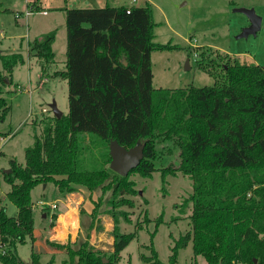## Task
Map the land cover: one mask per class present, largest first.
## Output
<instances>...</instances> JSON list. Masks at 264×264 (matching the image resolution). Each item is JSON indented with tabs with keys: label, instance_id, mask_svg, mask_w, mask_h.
I'll use <instances>...</instances> for the list:
<instances>
[{
	"label": "trees",
	"instance_id": "obj_1",
	"mask_svg": "<svg viewBox=\"0 0 264 264\" xmlns=\"http://www.w3.org/2000/svg\"><path fill=\"white\" fill-rule=\"evenodd\" d=\"M5 10L10 9L0 0V12ZM28 10L38 11L34 4ZM65 11L66 67L55 75L68 80V112L49 117L43 132L26 147L24 164L9 158L12 170L3 176L10 185L7 196L18 211L9 216L7 208L0 207V264H27L17 246L37 239L31 195L36 186L54 182L63 193L75 192L79 185L103 192L113 187L114 208L133 206L129 196L137 190L130 175L146 177L156 170L163 183L179 173L192 179L193 191L182 203L191 204L192 213L190 230L175 239L168 261L159 258L152 240L156 231L151 234L145 245L151 253L142 254L145 264H178L179 250L189 242L194 257L202 255L205 264H264V63L213 52L210 46L196 59L215 77L212 86L155 88L152 52L180 45L154 41L156 23L148 0ZM55 39L56 31H50L28 42V57L43 70L44 63L54 61ZM0 59L6 73L25 62L19 51L0 53ZM9 109L0 96L2 118ZM112 140L126 148L145 145L144 158L126 176L108 166ZM164 157L174 163L159 167L157 161ZM112 214L116 217L114 210ZM116 221L108 262L103 250L86 241L79 250L68 249L67 264H120L122 251L142 225L121 232ZM56 230L59 233V225ZM32 251L31 264H39L40 253Z\"/></svg>",
	"mask_w": 264,
	"mask_h": 264
},
{
	"label": "rangeland",
	"instance_id": "obj_2",
	"mask_svg": "<svg viewBox=\"0 0 264 264\" xmlns=\"http://www.w3.org/2000/svg\"><path fill=\"white\" fill-rule=\"evenodd\" d=\"M4 4H11L12 0H2ZM44 3L47 14L34 11L26 17V9L22 17V26L15 25V13L5 10L0 12V49L6 43L10 47H19L23 41L25 62L14 68L13 81L7 82L3 79L7 77L2 61L0 59V86L3 95L10 106L6 118H2L0 112V132L5 136L0 137V207H6L9 216L15 215L17 206L9 200L7 192L10 185L4 179L3 172L10 169L9 158L15 157L19 162L26 161V147L34 141L35 134H41L49 117L55 116L50 108V104L56 101L58 109L63 114H67L68 80L55 75L58 70L66 67L67 50V28L65 8L83 7H103L107 4L122 6L124 4L141 5L145 0H40ZM151 3L153 19L156 23L155 39L157 43L178 44L176 49L154 50L151 55L153 62V86L155 88L185 87L189 85L212 86L216 79L207 74L198 66V53L205 49L209 51L218 50L223 53H230L232 57L239 60L247 58L249 61L264 63V0H148ZM239 7L254 8L257 15L261 17V29L256 35L238 37L244 27L249 25V19L243 12L235 9ZM18 8V7H16ZM35 9V8H34ZM31 28V29H30ZM50 31H56V39L53 44L55 57L51 64H42L36 59L28 57V42L35 37H39ZM20 35H24V40ZM203 50V51H205ZM21 52V51H19ZM22 53V52H21ZM43 107L47 111H43ZM32 111V113H30ZM164 157L157 161L159 167L173 164V158ZM100 164V163H99ZM102 165V164H100ZM110 166V164H108ZM134 180L136 194H131L134 201L133 206L128 204L112 206L111 200L113 187L105 192L101 188L90 191L85 186L79 185L76 192H83L89 198L90 213H86V208L78 201L77 212L90 216L82 224L84 234H80L77 240L65 243V247L59 248L49 242L50 229L54 225V212L62 211L53 209L50 203L56 200L61 201L63 194L54 182L44 183L36 186L32 190V200L34 203L35 230L37 239L33 242L28 239L26 243L17 246L20 257L27 264H31L32 253H40L39 264H67L70 261L69 248L79 250L84 242L89 243V247L101 249L105 252V262L108 256L114 251L115 240L114 228L118 218L119 231L131 232L139 228L135 238L125 247L121 253L120 264H145L142 254H150L151 249L145 245L150 243L151 234L155 232L152 240L156 247L159 258L166 262L172 253V246L175 239L178 240L182 234L190 230L191 204L183 205L185 199L193 191V181L182 173L168 175L167 181L163 183L161 172L156 170L151 176L143 177L140 174L130 175ZM71 193V192H69ZM41 202H48L43 205ZM100 202L97 217L94 218L92 212L96 204ZM77 203V198L76 202ZM80 203V204H79ZM61 204V203H60ZM74 205V204H73ZM115 212L116 217L112 212ZM71 210L70 212L72 213ZM46 214L47 217L43 216ZM126 213V214H125ZM48 214V215H47ZM62 215L64 226L71 225V219ZM150 220L147 221V217ZM67 217V218H66ZM129 218L128 219L126 218ZM160 218V224L156 226ZM53 222V225L51 223ZM69 226V229H70ZM87 232V233H86ZM71 234V233H70ZM95 237L90 240V236ZM70 238V237H69ZM68 240V239H67ZM205 264L202 255L194 257L192 243L182 246L179 250L178 264H189L190 262ZM76 264V261L75 263Z\"/></svg>",
	"mask_w": 264,
	"mask_h": 264
},
{
	"label": "crops",
	"instance_id": "obj_3",
	"mask_svg": "<svg viewBox=\"0 0 264 264\" xmlns=\"http://www.w3.org/2000/svg\"><path fill=\"white\" fill-rule=\"evenodd\" d=\"M32 4H34V8L36 9V10H38L37 12H43L44 14H47V10L45 9V7H44V3H42L40 0H12L11 1V4H9V3H7V4H4V7L6 6L7 8H9L10 10L9 11H12V12H14L15 13V25L16 26H22V23H23V21H24V18L22 17V15H23V11H25V9H26V11L28 10V8L32 5ZM127 5H133V4H130V3H128ZM135 5V4H134ZM16 7H18V8H16ZM25 11V12H26ZM46 13H45V12ZM32 13H34V12H32ZM18 14H19V16H18ZM27 18L29 17V16H26ZM31 29V28H30ZM20 37H22L23 38V40H24V35L22 36V35H20ZM36 38V37H35ZM22 45H23V41H21V43H20V46L19 47H16V46H13V47H10L9 46V43H6L4 46H3V49H0V53H3V54H6V53H12V52H17V51H21L22 52V54H24L23 52H24V50H22L23 49V47H22ZM25 53H27V55H28V51H27V47H26V52ZM230 54V53H229ZM14 71V70H13ZM7 74H9L7 77H4V81L5 82H7V78L9 79V81L11 80V81H13V83H14V74H13V72L12 73H8L7 72ZM10 81V82H11ZM3 95V94H2ZM30 113H32V111L30 112ZM62 194H63V197H62V200L61 201H59V200H56V201H54V202H57V204H58V210H59V208H63V210L62 211H59V213H58V219L57 220H55V223H54V225L51 227V229H50V235L47 237V238H49L50 240H53V241H55V242H57V243H66V242H68L69 240L71 241V242H74V241H76L77 240V237L78 236H80V234H84V231H83V227H82V224H83V222L85 221V220H87L88 218H90V216L89 215H87L88 213H90L91 211H90V209L88 208V204H89V198H87L85 195H84V193L83 192H71V193H63L62 192ZM76 198H77V203L75 204V202H76ZM79 200H82L81 201V204L86 208V213L87 214H85V213H78L77 212V204H78V201ZM80 202V201H79ZM61 203V204H60ZM41 204H42V202H41ZM74 204V205H73ZM80 204V203H79ZM71 210H74V211H72V213H71V225L72 226H70V225H68V223L64 226V222H63V220H62V215H66L67 213H69ZM48 215V214H47ZM43 216L44 217H47L46 216V214H44V212H43ZM77 216V217H76ZM67 218V217H66ZM70 220V219H69ZM67 221H68V219H67ZM59 225V233L57 232V230H56V227ZM69 226H70V229H69ZM35 230V229H34ZM71 233V234H70ZM87 233V232H86ZM36 235V234H35ZM70 237V238H69ZM93 237H95V235L94 234H92L91 236H90V240H92V238ZM68 239V240H67ZM76 239V240H75ZM237 264H243V263H237Z\"/></svg>",
	"mask_w": 264,
	"mask_h": 264
},
{
	"label": "water",
	"instance_id": "obj_4",
	"mask_svg": "<svg viewBox=\"0 0 264 264\" xmlns=\"http://www.w3.org/2000/svg\"><path fill=\"white\" fill-rule=\"evenodd\" d=\"M238 12L245 13L249 19V25L244 27L243 31L238 37L248 36L249 34L256 35L261 29V17H259L254 8L239 7L235 9ZM53 114L59 118L63 115L62 111L58 109L56 101L50 104ZM145 145L141 143L135 144L133 147L126 148L118 143L117 140H112L110 143V168L119 174L126 176L129 172L137 167L141 160L144 158ZM12 168L5 170L6 173H10Z\"/></svg>",
	"mask_w": 264,
	"mask_h": 264
},
{
	"label": "built area",
	"instance_id": "obj_5",
	"mask_svg": "<svg viewBox=\"0 0 264 264\" xmlns=\"http://www.w3.org/2000/svg\"><path fill=\"white\" fill-rule=\"evenodd\" d=\"M135 2H136V0H134ZM45 12V11H44ZM26 16H29L32 12H30L29 10H27L26 12ZM46 13V12H45ZM43 111H47L48 109L47 108H45V107H43V109H42ZM42 204L45 206V205H47V204H49L48 202H42ZM50 206L52 207V210L53 209H56L57 207H58V204H57V202H53V203H50Z\"/></svg>",
	"mask_w": 264,
	"mask_h": 264
},
{
	"label": "bare ground",
	"instance_id": "obj_6",
	"mask_svg": "<svg viewBox=\"0 0 264 264\" xmlns=\"http://www.w3.org/2000/svg\"><path fill=\"white\" fill-rule=\"evenodd\" d=\"M68 216H69L68 218L71 219V217H72V216H71V212H69V215H68ZM76 217H77V216H76ZM69 219H68V220H69Z\"/></svg>",
	"mask_w": 264,
	"mask_h": 264
}]
</instances>
